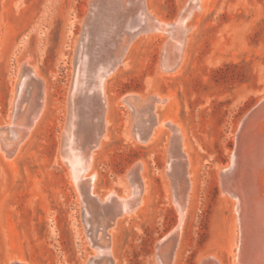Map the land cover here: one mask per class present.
<instances>
[{"label":"rangeland","instance_id":"1","mask_svg":"<svg viewBox=\"0 0 264 264\" xmlns=\"http://www.w3.org/2000/svg\"><path fill=\"white\" fill-rule=\"evenodd\" d=\"M189 1L143 4L154 20L175 23ZM92 2L0 0V128L12 120L24 61L34 67L44 91V110L28 139L11 157L0 151V264L13 259L87 264L94 253L64 161L69 92ZM185 27L183 59L174 71L162 69L168 34L145 33L130 41L117 71L105 82L107 138L85 177L96 175L92 192L100 198L111 191L126 195L125 176L135 164H141L146 183L142 210L110 237L113 264H158L159 241L178 223L165 174L171 133L165 129L152 144L136 143L130 136L133 114L124 101L129 95L136 96L140 107L155 96L164 100L155 102L156 116L178 128L195 184L175 264H201L213 254L220 264L235 261L239 230L234 204L221 193L218 179L230 167L239 125L264 104V0H198ZM262 121L264 116L254 126L260 155L249 165V180L258 203L256 221L264 233Z\"/></svg>","mask_w":264,"mask_h":264},{"label":"bare ground","instance_id":"2","mask_svg":"<svg viewBox=\"0 0 264 264\" xmlns=\"http://www.w3.org/2000/svg\"><path fill=\"white\" fill-rule=\"evenodd\" d=\"M189 2L191 6L184 10V14L175 23H165L157 19L155 21L147 13L143 0L92 2L90 17L85 24L84 42H81L80 52H77L78 67L69 92L70 121L68 128H65L66 132L64 131L66 138L63 137L66 140V149L62 148L65 149L64 161L69 169L70 178L79 195L85 232L94 251L88 261L86 260L87 264H113L110 237L112 238L113 231L118 225L135 217L142 210L146 196V183L140 163L132 166L126 173L124 183L126 189L123 192L127 193L120 197L114 191L103 198L96 196L94 190L92 192V181L96 175L85 177L91 169L95 152L107 138L108 109L104 95L105 82L117 71L130 41L145 33L168 34L169 38L162 50L164 51L162 69L164 72L175 69L183 59L185 34L189 30L185 27V22L192 10L198 7V0ZM117 39L122 42L121 46ZM26 63L27 61H24L19 69L16 83L18 95L16 94L12 120L6 127L0 128V151L6 150V154H2L5 158L18 152L44 110L42 85L35 76L34 67ZM155 97L151 104H142V107L137 104L136 96L129 95L124 101L133 114V126L129 131L136 143L149 145L159 139L165 129H169L171 133L165 160V174L170 181L168 183L172 192L170 198L178 215V223L159 241L156 255L158 264H175L178 240L184 218L192 207L195 184L189 178V163L183 152L181 134L169 119L156 116L155 102L162 103L164 100ZM263 101L264 98L261 99V102ZM263 116L264 104H259L241 122L236 132V145L229 163L230 167L222 173L219 172L220 191L233 201L239 230L234 264H264V233L260 232L263 229L259 228L256 221L255 211L258 203L256 205L254 203L253 187L249 180V165L260 155L258 145L254 143V126ZM212 256L206 261L202 260L204 262L201 264H220L216 258L214 259L215 256ZM10 264L24 263L13 259Z\"/></svg>","mask_w":264,"mask_h":264},{"label":"water","instance_id":"3","mask_svg":"<svg viewBox=\"0 0 264 264\" xmlns=\"http://www.w3.org/2000/svg\"><path fill=\"white\" fill-rule=\"evenodd\" d=\"M177 22V21H176Z\"/></svg>","mask_w":264,"mask_h":264}]
</instances>
